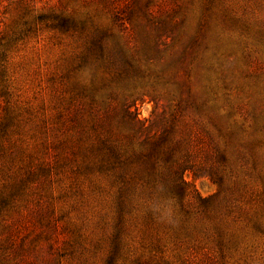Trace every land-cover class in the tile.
Segmentation results:
<instances>
[{
	"label": "rangeland",
	"instance_id": "374dc122",
	"mask_svg": "<svg viewBox=\"0 0 264 264\" xmlns=\"http://www.w3.org/2000/svg\"><path fill=\"white\" fill-rule=\"evenodd\" d=\"M0 264H264V0H0Z\"/></svg>",
	"mask_w": 264,
	"mask_h": 264
}]
</instances>
